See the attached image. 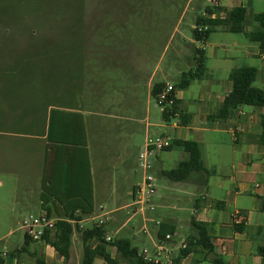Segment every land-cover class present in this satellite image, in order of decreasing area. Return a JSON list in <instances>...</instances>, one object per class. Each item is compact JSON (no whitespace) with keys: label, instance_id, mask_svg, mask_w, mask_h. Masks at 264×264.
I'll list each match as a JSON object with an SVG mask.
<instances>
[{"label":"crops","instance_id":"1","mask_svg":"<svg viewBox=\"0 0 264 264\" xmlns=\"http://www.w3.org/2000/svg\"><path fill=\"white\" fill-rule=\"evenodd\" d=\"M235 1V5L230 8L219 5L218 0L215 5L221 8L222 14L233 7L242 6L246 11V33L256 31L259 26L253 22V17L264 13V0ZM120 18L127 19L123 16ZM163 19L162 17L161 21ZM161 21L151 25L161 28L164 25ZM195 21L192 22L191 29L194 28ZM124 24L120 23L122 29L116 36V45L96 49L101 51V55L98 53L93 56L99 63L106 64L114 60L121 70L118 98L116 101L105 100L101 105L104 110L102 114L89 111L86 106L81 105H49L44 113L21 112L4 119V124H24L17 126L24 128V132L0 131V228L18 226L22 229L21 221L24 217L42 213L65 219L60 217L65 208H76V212L80 214L81 209L77 207L81 198L89 200L91 196L93 212L82 215L78 221L79 227L85 228L84 222L94 220L93 215L98 209L104 210L103 205L95 204L96 195L100 193V196H106L105 200L110 206L107 211L108 219L104 223L105 236L109 235L111 240L125 238L119 236L127 226L119 213L123 206L118 204V207H114L117 203V185L110 183L109 187V180L102 176L97 189L94 168L102 171L99 174H108L107 163L112 156V142L109 143L102 135L111 130L122 134L125 145L119 147V157L124 165L126 148L136 144L139 154L147 136L164 135L172 140L197 142L203 166L211 173L201 172L191 174L184 181H170L163 172L185 160L187 153L180 147H171L155 154L151 169L156 179V194L151 201L155 209L146 211L145 218L141 215L142 223L148 226L152 238L163 227L165 230L172 228L177 237L187 239L193 234L190 226L193 219L208 225L213 250L206 252L195 248L182 256L179 264H214V259L223 264H264L258 253V247L264 245V144L260 140V135L264 132V107L243 106L227 120L209 119L231 90L229 74L233 69L241 66L256 68L254 85L264 91V49L261 51L259 45L244 34V40L231 41H215L209 35L205 42H201L192 37L189 40L192 44L190 49L186 45L184 49L179 47L182 44L179 40L171 59L185 56L189 59L188 69L179 67L177 74L172 75V81L168 66L160 69L158 64L153 63V46L149 41L141 44L129 41ZM134 26V30H138L139 26ZM177 29L174 31L185 39L184 31L178 33ZM216 31L227 32L224 27H219ZM198 42H201L200 47L195 45ZM194 48L202 49L205 53L206 75L195 79L185 89H175L176 111L168 121L163 120L161 110L159 120H152L154 87L162 88L166 83L174 86L181 73L192 69ZM170 64L173 61L168 65ZM52 109L79 115L84 124L85 145H82L83 138L72 120L70 123L73 124L66 123L64 127L62 122L56 119L54 122L53 136L68 138V143L48 141V121ZM100 115L105 120L95 119ZM68 117L74 119L70 115ZM76 119L79 121V118ZM114 119L120 120L119 125L113 126ZM27 129L28 132L25 131ZM140 138L141 145H138ZM126 172L124 170L123 174ZM142 179L143 176L132 185L129 195ZM235 212H240L245 217V223L234 222ZM156 220L160 221L159 227L154 224ZM183 227L188 230L186 234L182 231ZM12 233H15L14 230L9 229L5 236ZM1 234L0 240L4 237ZM24 235L23 231V237ZM24 241L25 238H18L11 250L6 247L0 250V256L2 252H7L3 264H34L36 258L44 259L46 264H66L65 259L43 241L32 240L31 242L39 244L33 249L30 248V242L25 245ZM79 242L81 243L80 234H73L72 258L67 264H80L82 245ZM108 250L115 257V248L108 247ZM6 259L14 262H6Z\"/></svg>","mask_w":264,"mask_h":264},{"label":"rangeland","instance_id":"2","mask_svg":"<svg viewBox=\"0 0 264 264\" xmlns=\"http://www.w3.org/2000/svg\"><path fill=\"white\" fill-rule=\"evenodd\" d=\"M234 3L235 0H218L219 5L227 8L234 6ZM212 6L218 5L211 0H0V131L23 133L24 128L17 126L24 124H4V119L21 112L44 113L49 105H81L89 111L102 114L104 110L101 105L104 101H116L118 98L121 70L114 60L106 64L99 63L93 56L98 53L101 55V51L96 49L116 45V36L122 29L120 23H125L129 41L135 44L149 41L153 46V63L158 64L160 69L168 66L170 79L174 81L172 75L177 74L179 67L188 69L189 60L185 56L171 59L175 54L174 47L180 40L182 44L179 47L184 49L186 45L190 49L192 22L207 7ZM219 12L220 16H225V13ZM122 16L127 19H121ZM162 17L164 19L161 21ZM157 21L164 22V25L161 28L151 25ZM133 23L139 26L138 30H134ZM175 28H178V33L184 31L185 39L174 31ZM210 37L215 41L245 38L243 34L216 30L210 33ZM195 45L200 47L201 42ZM172 61L173 64L168 65ZM11 69L14 71L11 72ZM7 71H10L8 75ZM152 106V120H159L160 109L155 101H152ZM95 119L105 120L101 115ZM119 123L120 120L114 119L113 126ZM25 131L28 132V129ZM102 137L112 142V156L107 163L108 174H99L102 171L94 166L97 189L102 176L109 180V187L110 183L117 185V203L114 207H118V204L123 206L119 213L122 221L127 222L119 236L128 238L138 248H150L153 236L141 232L144 226L141 215L131 206L132 197L128 194L132 185L143 176L136 157L137 145H129L124 150V165L119 157V147L125 145L122 134L111 130ZM141 141L140 138L138 145H141ZM124 170L126 174H123ZM108 190L110 192V188ZM100 195H96L95 204L103 205L104 210L95 212L93 216L97 220L98 215L110 209L106 196ZM95 221L87 220L84 227H92ZM9 229L15 233L5 236ZM182 231L186 234L188 230L183 227ZM0 233L4 236L0 240V250L4 247L11 250L16 239L24 238L23 229L18 226L0 228ZM74 234L78 233L75 231ZM76 236L79 238V235ZM29 245L33 249L39 244L30 242ZM114 256L119 264H125L117 253ZM6 262L14 261L6 259ZM95 263L103 264V261L98 257Z\"/></svg>","mask_w":264,"mask_h":264},{"label":"trees","instance_id":"3","mask_svg":"<svg viewBox=\"0 0 264 264\" xmlns=\"http://www.w3.org/2000/svg\"><path fill=\"white\" fill-rule=\"evenodd\" d=\"M221 8L218 6L207 7L202 16L197 17L195 26L192 29L193 38L197 41L205 42L211 32L219 27H224L225 31L234 34H244L246 37L259 45L260 50L264 49V13L255 14L253 22L259 28L251 33H246V11L242 6L233 7L222 18L219 15ZM215 15V17H212ZM206 27V30L198 31L197 27ZM15 68V67H14ZM13 68V69H14ZM11 69L13 72L16 69ZM7 75L10 71H7ZM207 69L205 65V53L202 49H194V67L186 72L181 73L178 82L174 85V89H185L195 79H201L206 75ZM14 74V73H12ZM257 69L251 66H241L233 69L229 74L231 82V90L223 99L220 107L215 114L210 115L209 119L227 120L234 115V112L243 106H252L257 108L264 107V91L254 85L256 79ZM161 86H155L153 89V96H156ZM176 106L171 109L162 111V118L168 121L174 115ZM59 117H55L57 115ZM74 119H69L70 117ZM79 118V121H76ZM55 119L62 122V127L70 123V120L75 123L76 128L80 131L83 138L82 145H85V131L84 124L79 115L72 113L68 114L60 110H51L48 121V141L54 143H68V138L54 137L53 128L55 126ZM78 122V123H77ZM66 124V125H65ZM260 140L264 144V132L260 135ZM171 147H180L187 153V158L177 164L176 167L163 172V175L170 181H184L188 179L191 174L204 172L210 174L211 172L203 166L202 156L199 144L192 140H172ZM45 189V188H44ZM77 208H80V214L76 212V208H65L60 217L74 221V224L59 219L56 222V228L53 232H44L40 241L50 245L55 252L63 257L66 264L72 258V237L74 232L80 234L82 243V257L80 264H94L96 258H101L105 264H119L118 259L112 257L108 247H114L117 254L125 261V264H148L137 256L138 248L131 244L128 238H116L107 242L105 240V226L92 225L90 228H80L78 221L81 220L82 215H89L94 210L92 197L89 200L81 198V202ZM262 211L264 212V198L262 199ZM49 213H47L48 215ZM190 226L193 234L187 237V248L182 251L181 256L187 255L193 249L199 248L202 251L211 252L213 245L208 233V225L191 220ZM173 233V229L165 230L160 227L157 231V236L161 237L164 233ZM25 245L32 240L24 235ZM258 253L264 261V245L258 247ZM179 258V259H180ZM179 259L177 261H179ZM197 261V260H196ZM195 262V261H194ZM4 263V259L0 256V264ZM214 264H223L220 260L214 259ZM34 264H46L42 258H36ZM193 264V263H192Z\"/></svg>","mask_w":264,"mask_h":264},{"label":"built area","instance_id":"4","mask_svg":"<svg viewBox=\"0 0 264 264\" xmlns=\"http://www.w3.org/2000/svg\"><path fill=\"white\" fill-rule=\"evenodd\" d=\"M214 4L216 0H211ZM198 31L206 30V27H197ZM154 100L162 111L171 109L175 106V89L172 84L166 83L154 96ZM172 145V139L168 136H147L144 141L143 149L138 154V165L143 170V179L140 184L136 185L131 192L132 207L135 212L144 216L146 211H154L155 207L152 204V198L156 194V179L151 173L152 160L155 154L167 150ZM103 211V208H100ZM108 212L98 215V220L95 218L94 224L101 226L108 219ZM58 218L51 217L46 213L40 215H29L22 219L21 228L24 234L33 241H40L44 232H53L56 228ZM61 220V219H60ZM66 222L74 224L75 222L69 219H63ZM235 223H245V217L240 212H235L233 215ZM93 224V225H94ZM154 224L159 227L160 221H154ZM141 232L149 234L146 225L143 226ZM107 242L111 241L109 235L105 236ZM187 248V241L183 237H177L176 234L167 232L161 237L157 234L150 248H138L137 256L148 264H179L177 261L183 250ZM2 257L7 256V252L1 253ZM181 259V258H180ZM179 259V260H180Z\"/></svg>","mask_w":264,"mask_h":264}]
</instances>
